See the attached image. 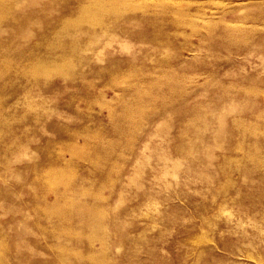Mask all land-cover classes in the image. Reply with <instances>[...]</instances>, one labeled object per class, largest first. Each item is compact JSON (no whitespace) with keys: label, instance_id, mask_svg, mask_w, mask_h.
<instances>
[{"label":"rangeland","instance_id":"1","mask_svg":"<svg viewBox=\"0 0 264 264\" xmlns=\"http://www.w3.org/2000/svg\"><path fill=\"white\" fill-rule=\"evenodd\" d=\"M0 264H264V0H0Z\"/></svg>","mask_w":264,"mask_h":264},{"label":"bare ground","instance_id":"2","mask_svg":"<svg viewBox=\"0 0 264 264\" xmlns=\"http://www.w3.org/2000/svg\"><path fill=\"white\" fill-rule=\"evenodd\" d=\"M117 1V0H116ZM117 3V2H116ZM251 160V159H250ZM63 176V175H62ZM87 188V187H86ZM76 198V197H75Z\"/></svg>","mask_w":264,"mask_h":264}]
</instances>
